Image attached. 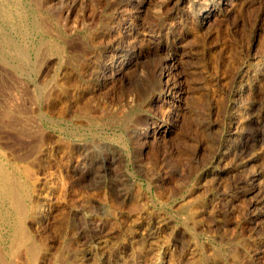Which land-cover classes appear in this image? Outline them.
Returning <instances> with one entry per match:
<instances>
[{"label": "rangeland", "instance_id": "1", "mask_svg": "<svg viewBox=\"0 0 264 264\" xmlns=\"http://www.w3.org/2000/svg\"><path fill=\"white\" fill-rule=\"evenodd\" d=\"M118 2L84 0L67 17L59 12L64 0L54 2L58 7L47 0H0V164L17 182L25 207L45 197L51 212L40 229L30 228L31 241L42 252L64 250L68 264H95L103 253L117 264H264L258 255L264 245V178H249L264 165L245 164L247 148L218 169L213 160L215 144L229 137L215 105L232 100L229 81L222 80L227 64L226 77L234 66L260 77L264 0H233L228 10L217 0H145L139 13L138 1L123 0L122 9ZM206 8L215 14L201 25L198 13ZM138 14L137 29L132 24ZM115 26L128 27L132 38H121ZM152 45L158 48L149 55ZM161 50L178 62L168 67L173 88L157 97L150 84L156 82V59L166 56ZM118 62L121 75L115 72ZM102 65L111 72L100 77L94 70ZM258 91L264 137V81ZM150 121H164L169 135L144 136ZM257 126L243 131L251 145ZM233 131L230 143L243 142L239 128ZM192 206L210 215L197 220L188 210ZM90 215L101 220L103 232L87 220ZM159 220L166 227L157 228ZM14 229L15 213L0 194V251L7 256ZM88 244L96 248L93 260L82 261ZM160 246L170 256L160 257Z\"/></svg>", "mask_w": 264, "mask_h": 264}, {"label": "bare ground", "instance_id": "2", "mask_svg": "<svg viewBox=\"0 0 264 264\" xmlns=\"http://www.w3.org/2000/svg\"><path fill=\"white\" fill-rule=\"evenodd\" d=\"M17 1V0H16ZM38 1V0H37ZM42 0H40L41 3ZM46 1V0H45ZM51 5V2H55L56 0H47ZM65 1V7H60L59 8V12L61 14V16H70L72 14V12H74V8L75 6L78 4L80 5L81 3H83L84 0H64ZM88 1V0H87ZM119 1L117 4V8L118 9H122L124 7L123 5V0H117ZM128 1V0H127ZM131 1H138L137 4V9H138V13L140 11H142L144 9V5H145V0H131ZM204 1V0H203ZM232 1L233 0H217V4L219 5V8L221 10H228L231 5H232ZM4 2V1H3ZM6 2V1H5ZM61 2V1H60ZM199 2V1H197ZM215 2V1H214ZM231 2V3H230ZM2 3V2H1ZM63 3V2H62ZM60 3V4H62ZM90 3V2H89ZM134 3V2H133ZM58 4V3H57ZM56 4V5H57ZM64 4V3H63ZM91 4V3H90ZM93 4V3H92ZM176 4V3H175ZM184 4V3H183ZM190 4V3H189ZM216 4V3H215ZM47 5V4H46ZM45 5V6H46ZM55 3L54 6L56 7ZM86 5V4H85ZM191 5V4H190ZM201 5V4H200ZM209 5V3H208ZM9 6V5H8ZM51 6V7H54ZM63 6V5H62ZM196 6V5H195ZM50 7V6H48ZM58 7V5H57ZM80 7V6H78ZM10 8V7H9ZM42 8V7H41ZM77 8V7H76ZM75 8V9H76ZM142 8V9H141ZM22 9V8H21ZM46 9V8H45ZM54 9V8H53ZM90 9V8H89ZM141 9V10H140ZM188 9V8H187ZM23 10V9H22ZM48 10V9H46ZM140 10V11H139ZM214 9H209L206 8L202 11H200L198 13V19L200 21L201 25H204L206 23H208V21L210 20L211 17L214 16L215 12L213 11ZM246 10V8H245ZM50 11V10H49ZM52 11V9H51ZM58 11V10H57ZM88 11V10H87ZM95 11V10H94ZM113 11V10H112ZM137 11V10H136ZM3 12V11H2ZM143 12V11H142ZM175 12V11H174ZM221 12V11H220ZM232 12V11H231ZM57 13V12H56ZM78 13V12H77ZM87 13V12H86ZM92 13V12H91ZM90 13V14H91ZM5 14V13H4ZM6 15V14H5ZM5 15H4V19H5ZM11 15V14H10ZM140 14H138V16L136 17L135 22H133V26L134 28L137 27V29L140 26V21H139V16ZM21 16V15H20ZM60 16V15H59ZM216 17V16H215ZM2 18V17H1ZM98 18V17H97ZM109 18V17H108ZM130 18V19H129ZM126 18L124 21L126 23V25L128 24L131 25V17ZM251 18V17H250ZM65 19V17H64ZM95 19V18H94ZM141 19V18H140ZM246 19V18H245ZM12 20V19H11ZM34 20V19H33ZM6 21V20H5ZM97 23V22H96ZM107 23V22H106ZM109 23V22H108ZM13 24V23H12ZM112 24V23H111ZM38 25V24H37ZM113 25V24H112ZM111 25V26H112ZM169 25V24H168ZM18 27V26H17ZM109 27V25H108ZM107 27V28H108ZM113 27V26H112ZM111 27V31H113V28ZM10 28V27H9ZM12 28V27H11ZM103 28V27H102ZM133 28V29H134ZM115 29L117 31H122L120 34L121 38L124 39H129L132 38V34H131V30L128 29V27H123L122 30H120L117 26H115ZM90 31V30H89ZM21 34V33H20ZM97 34V33H96ZM114 35V32L112 33V36ZM119 35V34H118ZM246 35V34H245ZM98 36V35H97ZM116 36V35H115ZM144 36V35H143ZM108 37V36H107ZM247 37V36H246ZM23 38V37H22ZM32 38V37H31ZM100 38V37H99ZM3 39V38H2ZM101 39V38H100ZM118 40V39H117ZM103 41V40H102ZM113 41V40H112ZM143 41V40H142ZM154 41V40H153ZM167 41V40H166ZM99 42V40H98ZM121 43V42H120ZM130 43V42H129ZM164 43V42H163ZM243 43V42H242ZM40 44V43H39ZM103 44V43H102ZM165 45V44H164ZM20 46V45H19ZM131 46V45H129ZM128 46V47H129ZM24 47V46H21ZM149 49H147V53L149 54V52H154L158 47L155 46H150L148 47ZM162 49V48H161ZM35 50V49H34ZM132 50V49H131ZM134 50V49H133ZM132 50V51H133ZM165 50V49H164ZM226 50V49H225ZM29 51V50H28ZM163 51V50H161ZM20 54H24V52L22 51H18ZM27 52V50H26ZM35 52V51H34ZM164 53L166 51H163ZM159 53V52H158ZM233 53V52H232ZM151 54V53H150ZM149 54V55H150ZM156 54V53H155ZM231 55V53H229ZM35 55V53H34ZM160 55V54H159ZM166 56L160 57L158 59H156L157 64L154 68L153 73H154V77L152 78L154 81L156 80L155 83H153V86L150 84L152 90L156 93L157 97H159L162 93H164V88L167 89V92H169L170 89H172L173 87L171 86V83L168 82V75H169V63H172L173 65L178 62L175 58V56H172L171 53L169 51L166 52L165 54ZM239 55V54H238ZM142 57V55H140ZM139 56V59H140ZM214 56V55H213ZM246 56V55H245ZM20 57V56H19ZM28 57V55H27ZM154 57V56H152ZM217 57V56H216ZM24 58V57H23ZM35 57L33 56V59ZM38 58V52H36V59ZM138 58V57H137ZM136 58V59H137ZM27 59V58H25ZM62 59V58H61ZM125 59V58H124ZM135 59V60H136ZM29 60V59H28ZM121 60V59H120ZM133 60L132 62H130L131 66L134 63ZM108 61V60H107ZM111 61V60H110ZM264 61V60H262ZM32 62V61H31ZM53 62V61H52ZM59 62V61H58ZM116 62V61H115ZM258 62V61H257ZM16 64V63H15ZM259 64V63H258ZM127 65H129L127 63ZM154 65H155V61H154ZM232 65V64H231ZM31 66V65H30ZM233 66V65H232ZM260 68V77H254L253 72H249V70H238L237 66L233 67V71L232 74L229 75V77H226L225 74L228 72V67L229 64H227L226 66V70H225V74L222 78V80H228L229 81V93H231V97L232 100L225 106H222L220 103L217 105L218 102H216L215 100V105L217 106V111L221 113V115L223 116V118L226 120L228 127H229V137L228 139L222 140L219 143H216V148L214 151V155H213V160H214V165H216V168L218 169L220 166H222L224 160L231 155H238L241 154L246 148L249 152V157L246 159L245 164H248L246 162H258L261 163L262 165H264V137H261L259 134H261L259 128L261 127L260 124L258 123L257 118L259 117L256 113L257 109V103L258 101L256 100L257 95L259 93V89H260V85L261 82L264 81V63H261L258 65ZM34 67V64H33ZM36 67V66H35ZM93 67V66H92ZM65 68V67H64ZM91 68V67H90ZM96 68V67H95ZM94 68V69H95ZM17 69V67H16ZM31 69V68H30ZM92 69V68H91ZM123 64H120L119 62L116 65V75H121L123 73ZM19 70V69H18ZM95 74L97 76H106V73H110L111 72V68H109V66H97V69L94 70ZM91 72V71H90ZM93 72V71H92ZM126 73V72H125ZM223 73V72H222ZM252 73V74H251ZM61 74V73H60ZM93 76V75H92ZM251 77L252 79H248V77ZM90 77V76H89ZM18 78V77H17ZM135 78V77H134ZM30 80V79H29ZM53 80V79H52ZM58 80V79H57ZM73 80V79H72ZM108 80V79H107ZM9 82V81H8ZM22 82V81H21ZM150 83V82H149ZM148 83V84H149ZM152 83V82H151ZM18 84V83H17ZM67 85V83H65ZM147 84V85H148ZM69 85V84H68ZM67 85V86H68ZM177 85V84H176ZM12 87V86H11ZM149 87V85H148ZM175 87V86H174ZM180 87V86H179ZM40 88V87H39ZM226 88V87H225ZM22 91V90H21ZM24 92V91H22ZM40 92V91H39ZM149 92V91H148ZM15 93V92H14ZM214 93V92H213ZM10 94V93H9ZM41 94V93H40ZM174 96V95H173ZM176 96V95H175ZM245 96L246 99H245ZM48 97V96H47ZM224 97V96H223ZM6 98V97H5ZM13 100V99H12ZM44 100V99H43ZM167 100V99H166ZM178 100V99H177ZM164 101V100H162ZM182 100H178V105H181L180 102ZM7 102V101H6ZM31 102V101H30ZM170 102V101H169ZM10 103V102H9ZM24 103V102H23ZM79 103V102H78ZM138 103V102H137ZM155 103H157V99L155 101ZM162 103V102H160ZM184 103V102H182ZM3 104V103H2ZM8 104V102H7ZM76 104V103H75ZM168 104V103H167ZM259 104V103H258ZM1 105V104H0ZM10 105V104H9ZM261 105V104H260ZM33 106V104H32ZM185 106V105H184ZM215 106V107H216ZM25 107V106H24ZM101 107V106H100ZM151 108V107H150ZM19 110V109H18ZM17 110V111H18ZM24 110V109H23ZM161 110V109H160ZM183 110V108H182ZM8 111V110H6ZM262 111H264V109H262ZM3 112V111H2ZM260 112V111H259ZM6 113V112H5ZM4 113V114H5ZM84 113V112H83ZM192 113V112H191ZM10 114V113H9ZM13 114V113H12ZM214 114V113H213ZM47 115V114H46ZM186 117V116H185ZM19 119V118H18ZM21 120V118H20ZM23 122V120H22ZM21 123V122H20ZM19 123V124H20ZM25 122H23L24 124ZM27 123V121H26ZM29 123V122H28ZM255 124L257 127V133H256V140H254V145H251L248 141H247V136H245V132H243L246 128L247 125L249 124ZM8 126V125H7ZM16 127V126H15ZM33 127V126H32ZM22 128V127H21ZM235 128H239V131L241 134H244V141L243 142H235L232 141L230 143V137H232V135L234 134V129ZM247 129V128H246ZM3 130V129H2ZM30 130V129H29ZM232 130V132H231ZM18 131V130H17ZM32 131V130H31ZM24 132V131H23ZM34 132V129L32 131V133ZM231 132V133H230ZM170 133V129L168 128V126H166L164 124V121L160 122H155L152 123L150 121L149 124L146 125L145 129H144V136L148 135L151 136L152 138L154 137H159V136H166L169 135ZM206 133V132H205ZM31 134V133H30ZM36 135V134H35ZM33 135V136H35ZM39 135V134H38ZM42 135V134H41ZM262 135H264V132H262ZM20 136V135H19ZM208 136V135H207ZM146 138V137H145ZM205 139V138H204ZM212 139V138H211ZM41 140V139H40ZM39 140V141H40ZM149 141V140H148ZM210 145V144H209ZM214 145V144H213ZM42 148V146H41ZM245 148V149H244ZM32 149V148H30ZM36 150V149H35ZM1 154V151H0ZM244 154V153H243ZM6 156V155H5ZM16 156V155H15ZM7 158V157H6ZM1 159V157H0ZM11 159V158H10ZM21 160V159H20ZM14 161V160H13ZM7 162V161H6ZM5 162V163H6ZM226 162V161H225ZM19 164V163H18ZM8 165V164H7ZM3 165L0 164V194L3 195L5 197V200L10 204V206L12 207L14 213H15V229H14V237L12 239V243L11 246L9 247V252H8V256L6 253V250L3 251L1 249L0 251V264H68V257L62 252L64 250L61 251V253H57L56 251L52 250V249H45L44 252L41 251L40 246L35 245V243H33L31 241V236H30V228L32 226L34 227H38L40 229V225L42 224V222L51 217V212L49 209V204H48V198L42 197L39 200H32L33 201V205H31V208L28 209V207H25L24 204L22 203L21 198L18 196V193L15 190L14 184H16L17 182H12L10 175L8 174V172L5 170V168L2 167ZM17 167V166H15ZM224 168V167H223ZM262 169L264 168H260L258 169L257 172H254L253 174L249 175V178L251 179V181H256L257 179H261L264 178V171H262ZM19 170V169H18ZM21 170V169H20ZM210 170V169H209ZM241 170V169H240ZM216 171V169L214 170ZM18 172V171H17ZM213 172V171H211ZM233 173V172H232ZM231 173V174H232ZM20 174V173H19ZM209 174V173H208ZM216 174V173H215ZM238 175V174H237ZM14 176V175H13ZM29 176V175H28ZM15 178V176H14ZM17 178V177H16ZM29 178V177H28ZM219 178H221L219 176ZM21 181V180H20ZM19 183V182H18ZM24 183V182H23ZM201 184V183H200ZM27 185V184H26ZM34 185V184H33ZM259 185V184H258ZM257 185V186H258ZM17 186V184H16ZM24 186V185H22ZM28 186V185H27ZM261 186L259 185L258 188L259 190ZM257 188V189H258ZM19 189V188H18ZM21 189V188H20ZM24 189V188H23ZM29 189V188H28ZM32 189V188H31ZM264 189V188H262ZM27 190V189H26ZM200 190V189H199ZM21 191V190H20ZM30 192V191H29ZM44 193V192H43ZM199 193V192H198ZM262 193V192H261ZM48 194V193H47ZM23 195V194H21ZM20 195V196H21ZM26 195V194H25ZM24 195V196H25ZM32 195V194H31ZM39 196V195H38ZM42 196V195H41ZM48 197V196H46ZM218 197V196H217ZM252 197V196H251ZM29 198V197H28ZM74 198V197H73ZM78 198V197H77ZM24 199V197H23ZM85 199V198H84ZM188 199V198H186ZM185 199V200H186ZM76 200V199H75ZM192 200V199H191ZM31 201V202H32ZM50 203V202H49ZM86 203V202H85ZM88 203V202H87ZM188 203V202H187ZM219 203V202H218ZM26 204V203H25ZM89 204V203H88ZM139 205V204H138ZM30 206V205H29ZM185 206V205H184ZM82 207V205H81ZM89 207V206H88ZM9 208V207H8ZM208 209V208H207ZM210 209V208H209ZM85 210V209H83ZM90 210V209H89ZM188 210L195 216L198 217L196 218L197 220L199 218L205 217V211L203 207H197V206H192V207H188ZM75 212V210H74ZM77 212V211H76ZM79 213V212H78ZM89 213V212H88ZM117 213V212H116ZM189 213V212H188ZM213 213V211H212ZM211 213V214H212ZM217 213V212H216ZM77 214V213H76ZM210 215V213H208ZM207 214V215H208ZM126 215V214H125ZM140 215V214H139ZM192 215V217H193ZM98 216V215H97ZM142 216V215H141ZM86 217V216H85ZM99 217V216H98ZM235 217V216H234ZM241 217V216H240ZM76 218V217H75ZM101 218V217H100ZM116 218V217H115ZM135 218V217H134ZM68 219V218H67ZM81 219V218H80ZM86 219V218H85ZM210 219V218H209ZM87 220L94 225V229L97 230L98 232H103V225H100L102 223H100L101 220H96L95 217L93 216H88ZM128 220V219H127ZM166 220V219H165ZM205 220V219H204ZM122 221V220H121ZM13 222V221H12ZM105 223V222H104ZM156 223V222H155ZM188 223V222H187ZM79 224V222H78ZM54 225V224H53ZM74 225V224H73ZM80 225V224H79ZM157 228L158 227H164L165 226V221H157L156 223ZM5 226V225H3ZM12 226V225H11ZM59 226V224H58ZM75 226V225H74ZM90 226V225H89ZM107 226V225H106ZM114 226V225H113ZM148 226V225H147ZM189 226V225H188ZM33 229H36L34 228ZM56 227V226H55ZM79 227V226H78ZM82 227V226H81ZM80 227V228H81ZM110 227V226H109ZM116 227V226H115ZM166 227V226H165ZM168 227V226H167ZM106 228V227H105ZM69 229V228H68ZM109 229V228H108ZM74 230V229H73ZM112 230V229H111ZM130 230V229H129ZM166 230V228H165ZM39 231V230H38ZM57 231V230H56ZM80 231V230H79ZM201 231V230H200ZM77 232V231H76ZM114 232V231H113ZM69 233V231H68ZM161 233V232H160ZM167 233V232H166ZM81 234V233H80ZM79 234V235H80ZM106 234V233H105ZM113 234V233H112ZM128 234V233H127ZM51 235V234H50ZM78 235V234H76ZM115 235V234H114ZM6 236V235H5ZM118 236V235H117ZM79 237V236H78ZM101 237V236H100ZM12 238V237H11ZM33 238V237H32ZM36 238V237H34ZM238 238V237H237ZM44 239V238H42ZM41 240V239H40ZM111 240V239H110ZM147 240H149V244L151 245H156V243L153 242V240H155V238L153 239V234L147 233ZM185 240V239H184ZM230 240V239H229ZM6 241V240H5ZM10 241V240H9ZM8 241V242H9ZM41 242V241H40ZM93 242V241H92ZM103 242V241H102ZM146 242V241H145ZM121 243V242H119ZM260 243V242H259ZM60 244V243H59ZM71 244V243H70ZM9 245V244H7ZM6 245V246H7ZM87 245V244H86ZM104 245H106V243L104 242ZM102 243L101 245H99L101 247L104 246ZM115 245V244H114ZM239 245V244H238ZM249 245V244H248ZM77 246V245H76ZM116 246V245H115ZM5 247V246H4ZM59 247V246H58ZM71 247V246H70ZM149 247V246H148ZM153 247V246H151ZM235 247V246H234ZM78 248V247H77ZM108 248V247H107ZM150 248V247H149ZM154 248V247H153ZM156 248V247H155ZM159 249H157V251H159L160 253V257H168L170 256V249L168 247H159ZM255 248V247H254ZM61 249V247H60ZM94 249L95 246L88 244L86 250L83 252V254H81V260L83 261H90L93 260V254H94ZM119 249V248H118ZM133 249V248H132ZM230 249V248H229ZM233 249V248H231ZM67 250V249H66ZM79 250V249H78ZM106 250V248H105ZM116 250V249H115ZM149 250V249H148ZM58 251V249H57ZM107 251V250H106ZM113 251V250H112ZM121 250H119L120 252ZM233 251V250H230ZM259 251V250H258ZM69 252V250H68ZM76 252V251H75ZM109 252V249H108ZM110 252H111V248H110ZM66 253V252H65ZM113 252H111L112 254ZM116 253V252H115ZM125 253V252H124ZM154 253V251H153ZM194 253V252H193ZM256 253V252H255ZM6 254V255H5ZM77 254V253H76ZM79 254V253H78ZM123 254V253H121ZM120 254V255H121ZM108 255H104L101 254L99 258L95 259V264H117L118 260L113 261V259L111 260L110 258H108ZM125 255V254H123ZM221 255V254H220ZM217 252L214 253V255L212 256V259L214 261H218L219 257H221ZM260 259H264V245H262V249L260 251V253L258 254ZM132 256V255H130ZM129 256V257H130ZM113 257V256H112ZM115 257V255H114ZM116 257H118V255H116ZM128 257V256H127ZM236 257V255L232 254L228 257V260L230 259H234ZM136 258V257H135ZM194 258V257H193ZM193 258L191 260H193ZM75 259V258H74ZM117 259V258H116ZM133 259V258H132ZM148 259V258H147ZM224 259V258H223ZM255 259V258H254ZM121 260V259H120ZM125 260V259H124ZM190 260V259H189ZM76 261V260H74ZM93 261V263H94ZM123 261V260H121ZM182 261V260H181ZM79 262V261H78ZM133 262V261H132ZM137 262V261H136ZM143 262V261H142ZM151 262V261H150ZM158 260H153L152 264H158ZM195 262V261H194ZM225 262V261H224ZM233 262V261H232ZM231 262V263H232ZM257 262V261H256ZM70 263V262H69ZM77 263V262H76ZM131 263V262H130ZM129 263V264H130ZM173 263V262H172ZM193 263V261H192ZM196 263V262H195ZM238 263V262H237ZM80 264H84V263H80ZM87 264V263H86ZM90 264V263H89ZM125 264H128L125 262ZM132 264V263H131ZM220 264V263H219ZM254 264V263H253ZM261 264V262H260Z\"/></svg>", "mask_w": 264, "mask_h": 264}]
</instances>
